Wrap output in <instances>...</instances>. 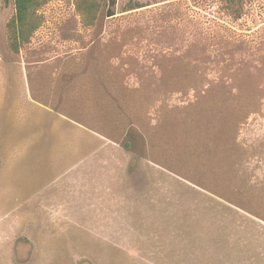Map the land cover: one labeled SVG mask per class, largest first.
Instances as JSON below:
<instances>
[{"label": "rangeland", "instance_id": "374dc122", "mask_svg": "<svg viewBox=\"0 0 264 264\" xmlns=\"http://www.w3.org/2000/svg\"><path fill=\"white\" fill-rule=\"evenodd\" d=\"M0 0V264H264V0Z\"/></svg>", "mask_w": 264, "mask_h": 264}, {"label": "trees", "instance_id": "16d2710c", "mask_svg": "<svg viewBox=\"0 0 264 264\" xmlns=\"http://www.w3.org/2000/svg\"><path fill=\"white\" fill-rule=\"evenodd\" d=\"M49 0H13L14 14L6 24L7 43L12 52H18L41 24L37 10ZM75 8L84 25L94 23L98 11L97 0H74ZM116 0H107L106 15H114ZM244 0H221L223 10L233 18H239Z\"/></svg>", "mask_w": 264, "mask_h": 264}]
</instances>
